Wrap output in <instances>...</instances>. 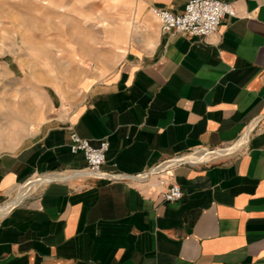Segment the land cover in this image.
Instances as JSON below:
<instances>
[{
	"label": "crops",
	"instance_id": "1",
	"mask_svg": "<svg viewBox=\"0 0 264 264\" xmlns=\"http://www.w3.org/2000/svg\"><path fill=\"white\" fill-rule=\"evenodd\" d=\"M89 1L106 13L92 50L77 52L92 67L67 101L50 87L35 135L0 153V204L30 178L67 174L0 216V264H264V0H223L236 16L207 38L160 29L151 9L179 13L186 0ZM250 124L246 142L211 163L73 176L85 160L69 151L71 127L93 146L108 139L103 170L134 175L234 144ZM157 177L182 197L163 201Z\"/></svg>",
	"mask_w": 264,
	"mask_h": 264
},
{
	"label": "rangeland",
	"instance_id": "2",
	"mask_svg": "<svg viewBox=\"0 0 264 264\" xmlns=\"http://www.w3.org/2000/svg\"><path fill=\"white\" fill-rule=\"evenodd\" d=\"M81 3L0 0V153L22 147L35 135L51 109L50 87L67 101L82 78L80 68H88L91 59L81 60L77 52L92 50V33L102 30L99 19L106 13ZM81 12L87 20L78 16Z\"/></svg>",
	"mask_w": 264,
	"mask_h": 264
},
{
	"label": "built area",
	"instance_id": "3",
	"mask_svg": "<svg viewBox=\"0 0 264 264\" xmlns=\"http://www.w3.org/2000/svg\"><path fill=\"white\" fill-rule=\"evenodd\" d=\"M151 11L157 18L160 29L163 32H177L202 38H207L215 34L225 15L236 16V10L233 5L223 0H186L183 10L179 13H174L169 9L159 7H153ZM88 67H92L91 64H89ZM68 148L72 154L81 153L85 160V167L75 171H86L92 174H100L101 179L106 180H113L111 179V175L115 177H121L124 175L120 172L105 171L102 169V165L106 162V152L109 148L107 138L101 139L97 146H93L86 138L81 137L71 127L69 129ZM209 150L211 149L197 148L188 153L173 156L151 168L156 167V170H159L167 166L171 159L178 158L182 155ZM202 162H207V160H202L198 163ZM183 163L185 162H178L175 166ZM113 165L115 166L116 164ZM175 166L166 168L162 172L172 169ZM162 172L153 175H158ZM156 185L158 192L161 194L162 199L165 202L173 203L182 197V190L176 182L170 181L164 177H157Z\"/></svg>",
	"mask_w": 264,
	"mask_h": 264
},
{
	"label": "water",
	"instance_id": "4",
	"mask_svg": "<svg viewBox=\"0 0 264 264\" xmlns=\"http://www.w3.org/2000/svg\"><path fill=\"white\" fill-rule=\"evenodd\" d=\"M252 124H250L246 130L244 132H247V137L248 138V135L249 133L251 132L252 130ZM243 135V134H242ZM241 135V137H242ZM238 148H240V146H235V143L234 144H231L229 146H225V147H222V148H217V149H211L208 151V153H213L214 154V158H220V157H223V156H226V155H229V154H232L234 153ZM185 162V163H189V164H196L200 161H202V159H196V160H189L187 158V155H182L178 158H175V159H171V161L169 162V164H167V166L159 169V170H156V167L155 168H150L149 170L145 171V172H142V173H139V174H134V175H123L121 177H115L113 175H111V179L113 180H129V179H144V178H148L150 177L151 175L155 174V173H159V172H162L164 169L166 168H169V167H173L175 166L178 162ZM78 172L76 176H80V175H84V176H89V177H94V178H101L100 177V174H92V173H89V172H86V171H76ZM31 178L29 180H27L24 184H22L21 186L18 187L17 189V192L15 194L14 197H17L19 196L18 193H19V189L21 187H24V185H27L29 182H30ZM54 180H58V179H53V180H50V181H54ZM59 180H64V179H59ZM50 181H47V182H50ZM46 182V183H47ZM25 195H22V196H19L17 197V201L12 204L7 210L6 212L13 206H15L16 204H18L24 197Z\"/></svg>",
	"mask_w": 264,
	"mask_h": 264
},
{
	"label": "bare ground",
	"instance_id": "5",
	"mask_svg": "<svg viewBox=\"0 0 264 264\" xmlns=\"http://www.w3.org/2000/svg\"><path fill=\"white\" fill-rule=\"evenodd\" d=\"M247 132H244L242 137H240L236 142H235V146H242L246 140H247ZM187 158L189 160H196V159H202V160H209V159H213L214 158V154L213 153H208V151H199L196 153H191L187 155ZM74 174L73 176L77 175L78 172L76 171H72ZM67 174L66 173H51L48 174L46 176L40 177L39 179H33L32 181L30 180V182L27 185H24V187H21L18 191L20 192V190H22V194L21 195H27L32 193L33 191H35L36 189H38L41 185H43L44 183H46L47 181L53 180L55 178H64ZM71 176V177H73ZM59 180V179H58ZM12 198V197H11ZM10 198V199H11ZM15 197H13L12 199H14ZM16 200H12V201H5L3 204H0V216H2L6 210L12 205L14 204L18 198H15Z\"/></svg>",
	"mask_w": 264,
	"mask_h": 264
}]
</instances>
